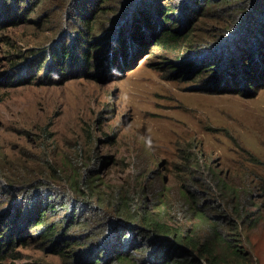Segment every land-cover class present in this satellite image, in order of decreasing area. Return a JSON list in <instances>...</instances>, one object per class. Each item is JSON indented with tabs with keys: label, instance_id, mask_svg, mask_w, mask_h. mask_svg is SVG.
Listing matches in <instances>:
<instances>
[{
	"label": "rangeland",
	"instance_id": "374dc122",
	"mask_svg": "<svg viewBox=\"0 0 264 264\" xmlns=\"http://www.w3.org/2000/svg\"><path fill=\"white\" fill-rule=\"evenodd\" d=\"M137 6L136 0H0V220L42 193L84 194L92 204L86 226L67 233L74 244L54 246L39 228L19 226L15 238L24 235L28 244L13 246L0 264H90L101 253L83 240L92 235L96 243L108 232L99 227L112 200L154 201L188 180L204 192L210 170L241 188L235 199L254 198L245 206L260 222L245 233V246L264 264V79L221 94L212 88L213 73L197 76L195 59L226 37L218 30L226 22L211 16L190 26L191 41L175 52L131 47L120 68L110 50H98L101 39L85 69L81 60L64 59L59 67L48 58L77 38L81 10H97L100 37ZM227 12L221 9L225 20ZM172 63L186 67L187 78H172ZM214 193L223 200L218 188Z\"/></svg>",
	"mask_w": 264,
	"mask_h": 264
},
{
	"label": "trees",
	"instance_id": "16d2710c",
	"mask_svg": "<svg viewBox=\"0 0 264 264\" xmlns=\"http://www.w3.org/2000/svg\"><path fill=\"white\" fill-rule=\"evenodd\" d=\"M106 1L97 0V3ZM136 1V9L124 12L127 13L125 23L116 20L115 32L110 27L100 37L95 34L98 30L97 10L93 7L81 10V31L77 32V38L68 48L51 51L49 60L59 67L63 66L64 59L67 62L81 60L85 69L92 65L97 49L95 44L104 40L98 50H110L115 66L120 68L131 47L140 45L143 52L148 46L175 52L178 46L191 41L190 26L219 16V20L226 22V27L218 30L226 37L216 44L204 46L206 54L195 59L201 65L197 76L213 73L218 86L212 88L221 94L242 92L241 85L249 82L252 88L260 86L259 82L264 79V0ZM222 8L229 9L226 13L229 19L225 20V15H221ZM12 19L16 22L15 17ZM210 47L220 49L208 50ZM200 49L198 47L196 51ZM174 64L170 66V72H176L172 78H187L181 72L186 67L179 64L174 67ZM198 167L201 169L199 161ZM89 178L86 175V182L91 184ZM202 188L204 192L198 183L188 180L181 184L176 194L167 189L154 201L144 196L137 202H130L127 197L112 200L111 211L99 227L110 228L103 234L104 238L100 236L96 243L95 240L91 242L92 235L79 239L90 245L91 250L101 253L90 264H256L253 254L245 246V241L249 240L245 233L257 228L260 222L254 219L257 213H248L245 206L248 200L254 201L252 195L244 201L239 195L235 199L232 195L241 188L214 170H210ZM215 188L219 189L218 196H222V201L214 198ZM89 189L92 190L91 185ZM141 191L144 193L145 189ZM65 195L42 193L26 200L23 207L12 213L14 217L0 220V258L13 246L28 244V237L24 235L15 238L14 230L19 226L39 228L40 238L52 240L54 246L63 240L69 245L74 244L67 233L86 226L85 216L91 212L92 204L84 194L78 199ZM61 213L66 215L59 217ZM103 256L104 263H100ZM81 261L80 258L75 263Z\"/></svg>",
	"mask_w": 264,
	"mask_h": 264
}]
</instances>
